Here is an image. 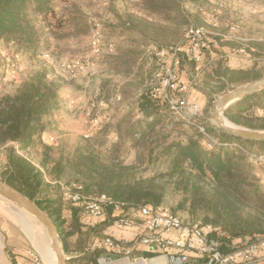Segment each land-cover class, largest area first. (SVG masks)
Here are the masks:
<instances>
[{"label":"trees","instance_id":"obj_1","mask_svg":"<svg viewBox=\"0 0 264 264\" xmlns=\"http://www.w3.org/2000/svg\"><path fill=\"white\" fill-rule=\"evenodd\" d=\"M56 1L0 0V43H12L20 51L36 53L47 44L49 32L54 34L55 27L48 20L50 16H57ZM181 1L140 0L138 8L145 16L170 24L181 21L180 17L184 15ZM127 25L128 32L136 30L135 23L129 21ZM57 27L61 28L62 23ZM148 37L145 35L141 39L142 45L148 42ZM154 40L158 41L155 37ZM165 43L157 45L167 47ZM214 51L219 52L216 48ZM139 58L136 50L119 48L117 54L108 57L106 62L109 69L131 75L141 70ZM223 62L221 59L215 66L221 70L222 93L264 77V69H258L257 64L248 69L233 70L223 69ZM155 74V71L151 73L146 89L134 102L143 114L142 119H135L132 113H128L118 121L114 117L108 118L110 120L105 117L98 125L91 123L90 135L84 146L76 151L72 164L75 173L82 178L77 182L82 187L81 192L88 197L106 196L124 203L126 211L139 205L159 207L164 204L165 197L164 188L156 183L159 177L183 195L182 202L192 219L202 215L205 225L210 224L227 235L228 238L219 237L225 252L235 240L264 235V193L254 183L249 162V158L256 155L254 147L264 146V142L244 140L210 125L206 117L208 107L214 103L211 96L196 117L198 126L173 115L168 103L153 95ZM170 91L173 97L181 95L178 90ZM123 97L122 102L127 96L124 94ZM57 100V84L42 72L24 81L14 93L0 97V147H6L8 158L2 181L34 201L51 218L65 253L73 255L85 251L88 245L85 235L89 241L92 239L93 231L88 227L83 208L64 197L62 191L55 200L42 198V188L46 185L43 172L30 160L18 155V150L28 152L37 145L47 153L53 150L43 143L42 137L49 126L45 119L51 115ZM259 110H264V89L229 107L225 117L237 126L264 130V113L260 114ZM94 115L92 119L96 117ZM113 135L118 137V142L108 144ZM129 149L135 152L131 161H128L129 154L124 153ZM47 153L40 164L54 178V173L61 172L62 164L59 161L50 165ZM153 159L166 164V171L151 179L139 178V169ZM65 209L71 210L70 218L65 216ZM113 210L111 206L107 208L108 224H111ZM211 237L218 238L216 235ZM139 252L145 257L156 254L145 246ZM99 253L98 250L83 255L80 260L76 257L69 264H98ZM13 264H18L14 258Z\"/></svg>","mask_w":264,"mask_h":264},{"label":"rangeland","instance_id":"obj_2","mask_svg":"<svg viewBox=\"0 0 264 264\" xmlns=\"http://www.w3.org/2000/svg\"><path fill=\"white\" fill-rule=\"evenodd\" d=\"M139 2L140 0H57V16H50L48 20L55 27L54 34L49 32L48 42L44 47L36 53H28L20 51L12 43H0V96L14 93L24 81L38 72L46 73L58 87L57 105L45 119L49 125V133L46 136L47 142H43L53 150L47 153L38 145L31 148V153L30 150L18 152V155L30 160L37 168H42L40 162L44 155L46 156L45 153L51 161L50 165L61 162V172L58 175L54 173V178L42 168L46 183L42 188V198L55 200L59 191H62L61 185L65 187L69 183L77 184L82 179L75 173L72 164L76 151L84 146L90 135L93 114L96 116L94 119L114 117L118 121L129 113V110L124 109L123 102H116L114 97L120 95L123 100L125 94L126 99L130 100L140 96L146 89L151 73H156L159 67V62L153 58V54L159 49L157 43L166 42L167 47H170L183 43L191 29L204 27L208 32L212 43L210 58L209 52L202 63L184 58L182 70L183 79L191 84L192 92L201 93L203 97L202 105L198 103L201 111L209 96L214 99L213 105L208 107L209 114L206 119L218 129L220 128L211 115L217 101L231 90L221 92V70L215 69L216 62L223 59V69H248L255 64L258 69H264V0H183L181 10L184 15L180 17L181 21L175 18L176 22L170 24L152 16H145L138 8ZM129 21L135 23L138 27L136 30L140 31L128 32ZM60 22L61 28L57 27ZM45 26L47 31H50L49 26ZM145 35H149L148 42L142 45L141 39H144ZM154 37L158 41H155ZM97 39L100 40L99 52H96L97 48L94 47ZM119 48H132L138 52L141 67L139 73L123 75L108 68L107 58L115 56ZM215 48L219 52H215ZM192 112L193 110H188L189 116ZM259 112L263 114L264 110ZM118 140V137L113 135L108 144H115ZM253 152L256 158L252 156L249 162L254 183L264 193V146H255ZM124 153L129 154L128 161L135 156V152L130 149ZM7 163V149L0 147V181ZM166 169V164L153 159L139 169L138 177L151 179L164 173ZM156 183L164 188L162 207L174 212L186 222L205 225L202 215L198 219L191 218L187 206L182 202L183 195L174 191L171 184L159 177ZM64 214L71 215V210L65 209ZM114 215L117 214L113 212L111 224L107 225L111 230L116 219ZM21 216H25L26 223L30 222L32 227L29 228L20 220ZM0 223L2 229L10 234L11 240L7 244L9 251L40 252L52 248L51 240L42 224L22 208L1 197ZM107 237L109 236L103 234L99 241ZM84 239L88 244L87 251H100L97 256L98 264L102 263L101 258H109L104 249H94L93 240L89 241L87 235ZM67 256L70 260L76 259L79 253ZM125 257L126 255H116L113 259L122 260ZM129 257L130 262L135 263L143 256L139 251H133ZM42 264L47 263L43 261ZM260 264H264V261Z\"/></svg>","mask_w":264,"mask_h":264},{"label":"built area","instance_id":"obj_3","mask_svg":"<svg viewBox=\"0 0 264 264\" xmlns=\"http://www.w3.org/2000/svg\"><path fill=\"white\" fill-rule=\"evenodd\" d=\"M99 35L98 32L97 36ZM185 38L183 43L156 51L159 67L152 81V89L155 98H161L168 103L173 115L198 126L196 117L200 115L201 109L196 100L192 99L191 84L183 79L182 62L184 58H189L196 63H202L212 43L204 27L189 30ZM94 47L97 48L96 52L100 51L99 39L94 42ZM170 90H178L181 95L173 97ZM114 98L116 102L122 101L120 95ZM188 110H193L192 115L189 116ZM92 123L98 125L99 118L93 119ZM199 128L204 132L202 127ZM38 168L42 171V168ZM61 186L64 197L83 208L89 226L94 220L104 219L108 215L107 208H114V214L117 215H114L116 219L111 234L106 235L109 237L101 242L98 239L93 245L94 249H104L108 253L109 258H101V264L123 260L130 262L129 256L133 249L140 246H145L156 254L153 257L142 255L145 259L139 258L135 263L130 262L131 264L151 260H161L157 264H260L264 261V235L233 241L228 252H225L224 243L219 237H228L212 225L185 222L162 206L139 205L125 211L124 203L115 202L106 196L88 197L81 192L82 187L77 184ZM122 231L131 234V241L128 242L124 236L117 237ZM212 235L218 238L214 239ZM129 244H132V247H129ZM116 255L126 257L122 260L113 259ZM29 256V264H42L38 253L30 252Z\"/></svg>","mask_w":264,"mask_h":264},{"label":"water","instance_id":"obj_4","mask_svg":"<svg viewBox=\"0 0 264 264\" xmlns=\"http://www.w3.org/2000/svg\"><path fill=\"white\" fill-rule=\"evenodd\" d=\"M262 89H264V77L251 81L242 87L235 88L224 94L215 104L214 111L211 115L218 124L219 128L228 134L244 140L264 142V131L237 126L225 117V112L229 107L251 95L258 93ZM0 197L22 208L38 220V222H40L47 231L51 240L52 248L57 255L58 264H69L70 258L64 251L63 243L54 222L37 206L34 201L30 200L4 181H0Z\"/></svg>","mask_w":264,"mask_h":264},{"label":"crops","instance_id":"obj_5","mask_svg":"<svg viewBox=\"0 0 264 264\" xmlns=\"http://www.w3.org/2000/svg\"><path fill=\"white\" fill-rule=\"evenodd\" d=\"M158 48L157 49L160 50V49L167 48V47H160V46H158ZM153 55H154L153 58L156 59L159 62V58L156 56V52ZM150 60H151V58H150ZM191 94H192V99H195L197 103H200L202 105V103H203V97H202L201 93L192 92ZM2 96H4V94L1 95L0 97H2ZM140 96H136V98L130 99V100L129 99H125L124 102H123V104H122L124 106V109L129 110V113H132V115H134L135 119H142L143 118V114L140 112L138 106L134 105V102ZM55 114L56 113H54V115ZM48 133H49V131L47 133H45L43 135V137H42V140H43L44 143L47 142L46 141V136L48 135ZM19 151L20 150H18V152ZM31 152L32 151L30 149L29 153H31ZM46 174H47V172H46ZM65 216L67 218H70L71 217V215H65ZM20 220H23L25 222V224L27 226H29V228L32 227V225H31L30 222H27L26 223L25 216H21L20 217ZM108 221H109V215H107L104 219L97 220V221L94 220L93 223H92V225L88 226L90 228V230L93 231V234H92V237L91 238H92L94 244L97 242V240L99 239L100 236H102L103 234L108 235L112 231L107 226L108 225ZM103 223L107 224L106 225L107 227L104 226L105 224H103ZM98 231H100V232L98 233ZM122 232H119L118 237L119 236L120 237L124 236V238L128 242L131 241V238H132L131 234L129 232H123V233ZM9 237H10V234L7 231H5V229H2L1 223H0V264H13V258L17 261L18 264H29V262H30V256H29V254H30V252H34V251H25L24 253H22L21 251H9V249H7V244H9V242L11 240ZM75 238H73V241H75ZM129 247H132V244H129ZM85 250L86 251H80V252H76L74 254H78L79 253V256H76V257H81L83 255L90 254L91 252H94V251H87V249H85ZM134 250L141 251V250H143V247L140 246L137 249H133V251ZM36 253H38L41 256L42 260L45 263L48 264V254H49V251H40V252L37 251Z\"/></svg>","mask_w":264,"mask_h":264},{"label":"bare ground","instance_id":"obj_6","mask_svg":"<svg viewBox=\"0 0 264 264\" xmlns=\"http://www.w3.org/2000/svg\"><path fill=\"white\" fill-rule=\"evenodd\" d=\"M29 231V230H28ZM52 249V250H51ZM47 250V249H46ZM49 254H48V263L49 264H58V260H57V255L54 251L53 248H50L49 250ZM48 253V252H47ZM161 260H151L148 262H143L141 261L140 263L137 264H157L159 263ZM122 262V261H121ZM106 264V263H105ZM122 264H131L128 260L122 262Z\"/></svg>","mask_w":264,"mask_h":264}]
</instances>
